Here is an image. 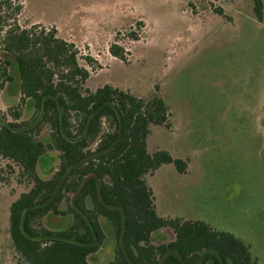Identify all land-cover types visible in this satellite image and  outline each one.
Instances as JSON below:
<instances>
[{
  "label": "rangeland",
  "instance_id": "rangeland-1",
  "mask_svg": "<svg viewBox=\"0 0 264 264\" xmlns=\"http://www.w3.org/2000/svg\"><path fill=\"white\" fill-rule=\"evenodd\" d=\"M12 1L21 5L18 24L54 28L92 58L91 66L80 59L90 72L85 87L109 84L143 97L154 92L168 104V126L150 127L146 149L168 151L185 169L164 163L145 176L156 213L230 232L264 263V0L260 20L252 0ZM112 43L124 59L109 53ZM17 83L16 76L4 82L1 111L19 105ZM30 114L24 105L21 118ZM30 186L17 165L0 158V264H16L8 209ZM99 220L105 238L91 264L113 258L112 226ZM42 221L57 230L71 217L49 213ZM172 236L170 228L154 233L157 241Z\"/></svg>",
  "mask_w": 264,
  "mask_h": 264
},
{
  "label": "trees",
  "instance_id": "trees-1",
  "mask_svg": "<svg viewBox=\"0 0 264 264\" xmlns=\"http://www.w3.org/2000/svg\"><path fill=\"white\" fill-rule=\"evenodd\" d=\"M252 2L260 20L262 1ZM20 10L19 3L0 0V90L16 76L19 94L16 108L0 110V158L31 183L8 209L16 264H91L105 238L101 217L114 238L105 264H264L230 232L156 213L145 176L164 163L185 169L168 151L146 149L150 127L168 126V104L154 92L143 97L109 84L85 87L90 72L80 59L91 66L92 58L54 28L21 26ZM214 12L222 14L220 7ZM108 51L124 59L117 44ZM24 105L31 110L26 119ZM49 213L69 215L71 223L51 230L42 221ZM162 228L172 238L155 240Z\"/></svg>",
  "mask_w": 264,
  "mask_h": 264
}]
</instances>
